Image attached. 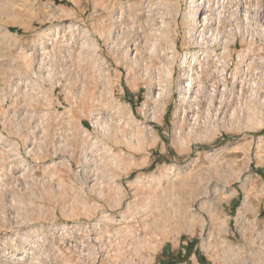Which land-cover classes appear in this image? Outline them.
Returning <instances> with one entry per match:
<instances>
[{
  "label": "rangeland",
  "instance_id": "1",
  "mask_svg": "<svg viewBox=\"0 0 264 264\" xmlns=\"http://www.w3.org/2000/svg\"><path fill=\"white\" fill-rule=\"evenodd\" d=\"M206 2L0 0V264H264V0Z\"/></svg>",
  "mask_w": 264,
  "mask_h": 264
},
{
  "label": "built area",
  "instance_id": "2",
  "mask_svg": "<svg viewBox=\"0 0 264 264\" xmlns=\"http://www.w3.org/2000/svg\"><path fill=\"white\" fill-rule=\"evenodd\" d=\"M223 73L224 102H237L244 110L264 115V68H223Z\"/></svg>",
  "mask_w": 264,
  "mask_h": 264
},
{
  "label": "bare ground",
  "instance_id": "3",
  "mask_svg": "<svg viewBox=\"0 0 264 264\" xmlns=\"http://www.w3.org/2000/svg\"><path fill=\"white\" fill-rule=\"evenodd\" d=\"M208 1V0H207ZM216 1V0H215ZM210 2V1H209ZM216 3V2H215ZM209 4V3H208ZM221 8V7H220ZM210 11L211 7L207 6L206 0H191V12H190V31L188 32L190 42H197L198 41H204V31L206 30L205 28L207 27L209 23V17H210ZM219 13V12H218ZM212 17V16H211ZM217 19V18H216ZM211 25V24H209ZM187 28V27H186ZM209 40V39H208ZM205 42V41H204ZM193 44V43H192ZM202 44V43H201ZM209 44L207 42L204 43ZM206 52H202L200 54L199 52H194V53H185V56L182 61V73L179 78V83L180 85L184 84V81H186L187 75L189 71L194 68V65L198 62L197 59L200 56H204ZM136 64V63H135ZM198 65V64H197ZM189 79V78H188ZM164 80V79H163ZM191 83V82H190ZM188 84V83H187ZM163 85V84H162ZM179 85V86H180ZM181 87V86H180ZM185 87V86H184ZM183 87V88H184ZM188 87V86H187ZM163 89V88H161ZM182 89V87L180 88ZM183 90V89H182ZM187 93V92H186ZM184 93V94H186ZM156 94V93H155ZM159 94V93H158ZM163 94V93H162ZM161 95V93H160ZM157 96V95H156ZM159 96V95H158ZM157 96V97H158ZM161 97V96H160ZM184 97V96H183ZM159 98V97H158ZM186 99V98H185ZM183 100V99H182ZM187 100V99H186ZM186 100H183L186 102ZM161 102V101H160ZM184 102V103H185ZM185 106V105H184ZM190 107V106H189ZM196 110V109H195ZM247 115V114H246ZM249 115V114H248ZM258 115V114H256ZM153 117V116H152ZM247 117V116H246ZM249 118V117H248ZM251 122V121H250ZM140 145V144H139Z\"/></svg>",
  "mask_w": 264,
  "mask_h": 264
}]
</instances>
